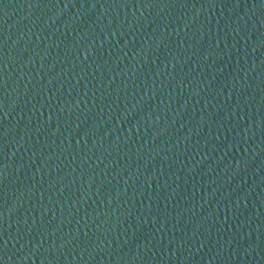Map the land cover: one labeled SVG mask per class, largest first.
Wrapping results in <instances>:
<instances>
[{"label": "water", "instance_id": "obj_1", "mask_svg": "<svg viewBox=\"0 0 264 264\" xmlns=\"http://www.w3.org/2000/svg\"><path fill=\"white\" fill-rule=\"evenodd\" d=\"M22 2L23 0H0V41Z\"/></svg>", "mask_w": 264, "mask_h": 264}]
</instances>
